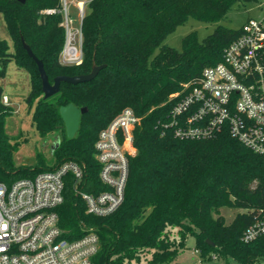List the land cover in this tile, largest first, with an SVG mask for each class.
Masks as SVG:
<instances>
[{"label": "trees", "instance_id": "obj_1", "mask_svg": "<svg viewBox=\"0 0 264 264\" xmlns=\"http://www.w3.org/2000/svg\"><path fill=\"white\" fill-rule=\"evenodd\" d=\"M249 1L89 0L82 20L83 63L65 66L60 62L62 16L42 14L59 9L60 0H0L13 47L11 52L8 42L0 40V182L10 186L74 161L86 166V190H106L99 179L95 143L122 110L131 108L140 118L134 131L137 155L130 159L122 204L106 217L88 214L74 177L68 175L64 202L57 208L63 236L74 240L94 229L99 250L93 264H184L175 260L190 235L201 257L212 258L216 252L240 264H264V236L250 243L243 240L245 231L264 219V156L227 131L210 139H182L170 125L185 85L198 83L205 68L222 61L242 28L218 25L202 41L192 32L183 38L181 51L164 45L189 18L220 23L234 6ZM22 38L43 61L51 83L59 75L89 74L94 63L106 67L89 82L62 83L58 94L44 99L37 64ZM11 62L30 76L26 103L36 131L44 138H59L52 157L39 152L33 165H20L15 158L27 141L25 134L15 140L6 129L14 110L3 102L1 80ZM69 104L88 108L73 138L67 136L60 113ZM223 208L241 212L227 224Z\"/></svg>", "mask_w": 264, "mask_h": 264}, {"label": "built area", "instance_id": "obj_2", "mask_svg": "<svg viewBox=\"0 0 264 264\" xmlns=\"http://www.w3.org/2000/svg\"><path fill=\"white\" fill-rule=\"evenodd\" d=\"M60 3L59 9H47L42 14L62 16L65 44L61 64L81 65L82 26L76 30L72 27L69 8L76 5L82 21L89 0ZM3 102L10 105L7 95ZM139 122L135 112L125 108L99 133L95 158L104 191L86 190V166L74 161L10 186L0 182V264H93L99 250L95 230L86 229L83 237L70 240L59 227L57 208L64 202L65 179L74 177L76 194L84 200L88 214H113L124 200L130 159L137 155L134 131ZM170 125L182 139H210L227 131L252 152L264 156V18L249 19L240 36L224 50L222 61L205 68L198 83L185 85L172 110ZM262 236L264 219L251 225L243 240L250 243ZM195 253L201 256L200 250Z\"/></svg>", "mask_w": 264, "mask_h": 264}, {"label": "rangeland", "instance_id": "obj_3", "mask_svg": "<svg viewBox=\"0 0 264 264\" xmlns=\"http://www.w3.org/2000/svg\"><path fill=\"white\" fill-rule=\"evenodd\" d=\"M71 1V0H70ZM70 14L73 19V28L79 29L82 26L80 13L76 5H70ZM88 9L85 8V13ZM264 18V0H251L245 4H238L228 13L227 18L220 23H206L194 18H189L184 24L179 25L171 34L167 36L164 45L181 51L183 48L182 40L185 36L192 32H196L202 41L212 34L218 25L225 26L229 29L242 28L249 19ZM0 40H5L13 52L12 41L7 31V27L3 16L0 14ZM158 53V50L155 54ZM4 92L10 98V106L14 113L7 119L6 129L8 134L15 140L19 139L20 133H24L27 141L22 143L16 153L15 158L20 165H33L36 157L41 152L46 159L52 157V151L57 143L58 135H50L47 138L41 137L33 125L32 113L29 111L26 98L30 92V76L29 74L16 66L14 62L6 66L5 77L1 80ZM241 212L240 210L223 208L221 215L224 216L226 223L230 224ZM196 239L190 235L186 240V247L177 256L175 262L184 264H240L231 257L219 256L216 252H212V258L201 257L195 253ZM214 256L216 258H214Z\"/></svg>", "mask_w": 264, "mask_h": 264}, {"label": "water", "instance_id": "obj_4", "mask_svg": "<svg viewBox=\"0 0 264 264\" xmlns=\"http://www.w3.org/2000/svg\"><path fill=\"white\" fill-rule=\"evenodd\" d=\"M20 3L24 4L26 0H18ZM22 44L24 49L27 51L28 55L35 61L38 67V71L40 73V77L42 80V91H43V98L49 99L60 92L61 84L68 83L72 85H78L81 83L89 82L95 79L98 74L103 70L106 65H97L96 63L93 64L92 70L89 74L86 75H77V76H66V75H59L54 79V82L51 83L49 81V77L46 73L44 63L40 60L31 47L25 42V39L22 38ZM88 112L87 107L78 108L73 104H69L67 106H63L60 109V113L62 119L64 121L67 136L69 138H73L80 125L81 116ZM59 143H56L54 149L57 148Z\"/></svg>", "mask_w": 264, "mask_h": 264}, {"label": "crops", "instance_id": "obj_5", "mask_svg": "<svg viewBox=\"0 0 264 264\" xmlns=\"http://www.w3.org/2000/svg\"><path fill=\"white\" fill-rule=\"evenodd\" d=\"M6 95V94H5ZM8 96V95H7ZM9 101H10V98H9Z\"/></svg>", "mask_w": 264, "mask_h": 264}]
</instances>
